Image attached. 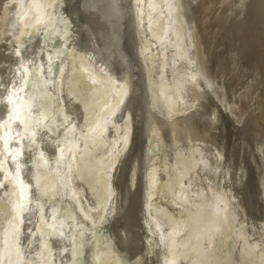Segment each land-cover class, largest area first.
Returning a JSON list of instances; mask_svg holds the SVG:
<instances>
[{"label":"bare ground","instance_id":"1","mask_svg":"<svg viewBox=\"0 0 264 264\" xmlns=\"http://www.w3.org/2000/svg\"><path fill=\"white\" fill-rule=\"evenodd\" d=\"M84 1L85 4H80L76 8L79 14L77 16L79 18H82L81 16L85 17V20L93 28L94 34L95 31L98 34L96 28L97 19L99 18L100 36L109 47L106 51L126 48L129 39L133 35L129 30V16L126 12L129 8L128 4L122 6L120 0H116V4H110L108 0ZM46 2L50 4L48 7L45 6ZM132 3L134 4L133 9H135L133 11L132 24L133 26L136 25V30H138L139 34L137 57L142 68L143 78L139 76L140 67L134 63L133 56L131 58L125 56L123 60L117 63L122 67L124 73L131 75L130 88L127 89L125 88L124 79L114 78L109 70L96 65L89 52L84 51L85 49L82 50L77 45L76 38L72 35V30L67 26V21H64L67 19V12L71 8L68 0H0V173L3 175V179L0 180V264H6L8 248L5 241L11 243L12 252L14 249L12 245L14 244L15 215L17 213L15 201L22 199L19 190L14 187L16 183H23V186H21L24 198L22 200L24 205L22 216L25 215L27 217L29 212H31L29 207H32L33 216L37 220L36 228L32 232L28 244H23L25 261L37 260L38 264H99V255L107 248L112 247L118 254L119 264H127L124 253L126 234L122 218V205L123 203L126 204L127 199L126 192L132 193L130 195L131 204L130 206L128 205L131 213L138 212L142 218V226L138 234L145 241L143 236L145 222L142 207L140 208V206H142L143 183L144 180L146 181V178H144L146 177V171L144 173L146 165L139 169L135 166L133 159L135 148L137 147L138 128L135 121L133 120L134 125H132L131 121L132 139L129 143L127 133L122 134L120 136L121 139H118L121 130L115 123L121 116V110H123L124 116H127L126 104H128L130 96L136 92V87L140 83L139 80H144L147 88L154 89L162 98H167L173 104H182L184 100L186 101L184 88L176 84L173 81L175 79L169 75H166V84L154 83V75L158 73L159 67L157 72L153 74L152 61L157 57L153 56V53L163 49L165 45L182 50V54L185 55V63L183 61L184 57H180L179 67L181 70H185L187 86L197 87L199 91L198 99L201 104L197 112L199 116H196V118L199 120V130L202 135L197 138L200 142L198 144L194 142L193 146L198 150V155L196 154L197 160L206 172L205 180L201 178L194 184L200 204L202 203L203 206L198 205L194 199V204L196 203L197 207L195 206V209L188 211L193 221L192 230L182 243V246L192 248L191 245L198 243L208 228H220L225 220V212L222 207V204H224L230 210L236 224L240 222L238 224L240 227L239 237L245 247L244 253H249V258H252L255 264H264V158L261 157V154H264V144L259 149V153L257 150L255 151L256 148L251 150L247 148L248 152L245 151L247 161L243 165L240 164L233 167L229 162L230 160H226L231 154L229 155L227 152L229 156L225 158L223 149L227 144L223 145L222 149L219 144L223 143V140L220 143L217 142V131L220 123L223 122H221L220 117L223 116L227 135L230 136L231 130L235 126L234 120L227 113L228 108L225 104H222V106L219 104L220 108L216 107V100L221 101V96L219 97L216 88H210L206 83L198 66L195 64L196 62L186 52L183 46L184 39L181 37L180 18H177V7L173 8L172 0H164V2L163 0H133ZM177 3L183 8H187L183 0H177ZM57 35H60V39L63 35L68 38L60 55L56 53L55 40ZM71 56L80 58L93 72L98 74L108 93L114 98L112 103H115V107L111 116L113 117L115 129L107 137L111 144V155L116 152V158L112 157L111 161H107L105 158L104 149H100L97 146L83 148L78 154L76 151H72V146L78 138L79 132L72 134L70 124L74 123L78 127H80L79 125L89 127L93 123V119L101 112L106 100L100 89L93 83L91 77L83 72L70 71L66 76L64 97L67 110L72 113L67 118L60 112L55 102V100H60L59 79L64 64ZM254 56L256 55L254 54ZM157 58H160V56ZM30 61L34 63L33 68L41 83L40 87H33L31 92L35 97L41 99L45 110L39 118L37 150L34 154L29 155L23 154V151L21 153L18 151L17 153L14 150L15 140L12 139L9 129L12 122V112L18 115L20 107L22 105L26 106L25 95L27 83L29 82L27 73ZM186 66L193 68L186 69ZM243 73L245 74V72ZM77 76H79L78 79H76ZM51 100H53L55 105H51ZM214 100L216 106L214 105ZM203 102L205 103L204 106ZM40 105L42 106V104ZM187 119L192 120V117ZM148 122V131L150 130L153 134L154 130L156 133L152 125V116H149ZM260 123L262 125V122ZM124 127H127L126 130L129 128L128 125ZM262 128L264 127L262 126ZM151 137L153 139V135ZM244 144L247 145L248 142L247 144L244 142ZM226 149L228 150V148ZM203 150L206 152L204 160L202 158ZM242 153L244 152L242 151ZM16 154L18 158L15 157ZM150 155L151 153L149 157ZM259 156L261 160H259ZM13 160L15 167L19 169L18 171L14 170ZM240 161L242 162L241 159ZM36 162L41 163L42 166L36 168ZM71 163L75 167L78 181L82 184L88 198L92 202L93 209H97L101 205L99 203L104 197V194H101L102 189L99 182L100 178H102V172L106 165L112 164L107 180L103 178L109 188V199L106 205L107 209L103 226L92 237L87 234V230L92 226V223L82 216L83 214L75 201L74 187L70 180ZM184 164L186 166V162ZM36 171L40 176H43L46 172L50 176L55 177V182L49 193L37 190L39 188L37 186L28 187L26 182H31L32 174H37ZM128 176L130 177L129 182L126 181ZM149 184L151 189L153 183L149 182ZM240 193H244L249 207L258 210L262 218L256 221L248 220L249 223L244 220L248 216L249 211L247 213L243 207V209L241 208L242 199H237V195H240ZM239 195L238 197H241ZM192 196L190 195V197ZM105 198H108V191ZM82 201L84 202V200ZM28 202L30 204L29 207ZM189 202L190 198L187 194L185 192L181 193L179 204L183 208H187ZM246 207L248 206L246 205ZM243 210L247 213L246 217H243ZM25 221L23 219L19 221L20 229L17 233V235L19 234L17 236L19 240L20 233L27 227ZM245 222H247V225ZM168 224L171 225L170 222ZM236 232H234V235H237ZM128 239L130 248H132L134 239L132 236L130 238L127 237ZM205 241L207 242L208 240ZM146 246L150 248L147 242ZM194 252L190 255V257L194 258L191 263L204 264L202 253L197 251L198 253L194 254ZM141 253L144 256L143 249H141ZM149 253L154 254V251L152 252L150 248ZM154 258L158 264H162L158 255L157 257L154 255ZM177 262L171 258L164 259V264H179Z\"/></svg>","mask_w":264,"mask_h":264},{"label":"rangeland","instance_id":"2","mask_svg":"<svg viewBox=\"0 0 264 264\" xmlns=\"http://www.w3.org/2000/svg\"><path fill=\"white\" fill-rule=\"evenodd\" d=\"M108 1H110V4H116V0ZM120 1L122 2V6L128 4L129 8L126 12L129 16V30L133 34L129 39L127 47L124 49H115L107 52L106 50L109 47L100 36L99 18L97 19L96 28L98 35L96 34V31L94 34L93 28L89 22L85 20L84 16H81L82 18L77 16L79 14L77 13L76 8L80 4H85L84 0H68V4H71V8L67 12V19L64 21H67V26L72 30V35L76 38L75 41L77 45H79L82 50L85 49L84 51L89 52L96 65L109 70L114 78L124 79L125 88L128 89L130 88L129 84L131 75L126 72L124 73L122 67L117 62L123 60L125 56L130 58L133 56L132 59L134 63L140 67L137 57L139 34L138 30H136V25L133 26L132 24V18L134 15L133 11L135 10L133 9V0ZM183 1L188 9L183 8L178 4L177 0H172L173 8L177 7V18H180L182 31L181 37L184 39L183 46L185 47L186 52L196 62L194 63L198 66L206 83L210 88H216L219 97L221 96V101L216 100L218 104L215 100L213 101L214 105L216 103L217 106H215L220 108V105L222 106V104H225L228 108L227 113L232 116V120H236V122L233 121L235 126L233 127V130H231L233 134L231 133L230 136H228L223 116L220 117L221 122H223L220 123V131H217V142L220 143L223 140V143H218L222 146V149L224 147L223 145L227 144L223 149V153L225 154V158L231 154L226 160H230L229 162L233 167L240 164L243 165V163L247 161L245 158V151L248 152L249 148L250 150L256 148L255 151L257 150L259 153V149H261L264 144V128H262V126L264 127V0ZM252 3L255 5H252ZM49 5L50 4L46 2L45 6L48 7ZM67 41L68 38L66 35H63L61 39L60 35H57V39L55 40L57 55H60L62 50H64V44L67 43ZM254 54L256 56H254ZM153 56H160V58L155 57L152 61L154 67L153 74L157 72L159 67L158 73L154 75V83H159L161 85L164 83L166 84V75H169L175 79L173 81H175L176 84H179L184 88L186 101L184 100L182 104H173V102L167 98H162L158 92L154 91V89L147 88L144 80H139L140 83H138V87H136V92L130 96L128 104H126L127 116H130L132 125H134L133 120L135 121L138 128L136 140L137 147L135 148L133 156L135 166L142 169L146 165L144 169V173L146 171V177H144L146 178V181L144 180L143 183L142 206H140V208L142 207L145 222L146 242L150 245L152 251H154V254L149 253L150 248L146 246V242L141 235L138 234V231L142 226V218L139 216L138 212L134 214L131 213L129 206L131 204L130 195L132 193L126 192V204L123 203L122 205V218L126 234V238L124 236V253L126 262L127 264H158L157 260H154V255L156 257L158 255L162 264H164V259L167 258L178 261L177 263L179 264H193L191 262L194 258L190 257V255L194 251H196L194 254L198 253L197 251H200L202 253L201 256L204 257V264H255L252 258H249L250 254L244 253L245 247L241 243L242 241L239 237L240 227L238 224L240 222H237L236 224V221L232 218L230 210L226 208L224 204H222L225 212L223 225L218 229L208 228L201 240L198 243L191 245L192 248L182 246V243L187 239L193 226V221L192 218H190L188 211L197 207L196 203L194 204L195 200L198 205L201 207L203 206L202 203L200 204L194 184L201 178L204 179L206 172L199 164L196 157L198 155V150L193 146L194 142L197 144L200 142L197 138L202 135L199 130V120L196 118V116H199L197 112L201 104L198 99L199 91L197 90V87L194 88V86H187V82L185 81V70H181L179 67L180 57H184L183 61L185 63V55L182 54V50L180 48H170L168 45H165L163 49L154 52ZM33 64L34 63L30 61L28 65L27 76L29 82L27 83L25 95L26 106L22 105L20 107L18 115H16L15 112H12V122L10 123L11 127L9 129L12 139L15 140L13 146L14 150L17 153L18 151H20V153L23 151V154L29 155L34 154L37 150V133L40 126L39 118L45 110L41 99L35 97L31 92L33 87H40L41 85L37 73L33 68ZM192 68L193 67L186 66V69ZM70 71L83 72L91 77L93 83L100 89L106 100L101 112L94 118L93 125L90 124L91 127H85L84 125H79L80 127H78V125H75L74 123L70 124L72 134L79 132L78 138L72 146V151L74 150L78 154L83 148L97 146L100 147V149H104L106 152L105 158L109 157L111 160L110 145L106 144L104 141V130H102V125L105 129L108 119L113 113L115 107V103H112L114 100H111V96L100 76L93 72L83 60L76 56H71L64 64L59 79L58 90L60 100H55L60 112L67 118H69L68 116H71L72 112L67 110L68 108L64 97V86L66 76ZM189 71L195 73L192 70ZM243 72H245V74ZM246 75L248 76L247 78ZM139 76L140 78H143L141 67ZM78 77L79 76H77L76 79H78ZM154 83L152 82V84ZM152 88L154 87L152 86ZM51 101V105H55L53 100ZM40 104H42V106ZM204 105L205 103L203 102V106ZM120 115L121 116H119L118 120L119 123L123 125L125 123L123 110H121ZM149 116H152V122L156 130V140L151 139L152 137L148 132ZM191 117L192 120L187 119ZM260 122H262V125ZM97 125H99L98 129L95 130ZM226 138H228V140H226ZM244 142L246 144L248 142V144L245 145ZM153 144L154 147H152ZM248 145L249 147H247ZM226 148H228V150ZM242 151L244 153H242ZM149 152L151 153L150 157H148ZM227 152L229 155H227ZM237 152L238 154H236ZM205 154L206 152L203 150V160ZM15 157L18 158L17 154ZM261 157L264 158V154H261ZM180 160L183 161L181 162ZM259 160H261L260 156ZM183 162H186V166ZM38 166L42 165L41 163L36 162L35 167L37 168ZM108 169H110V167ZM71 170L73 172L72 183L74 187L75 201L83 214L82 216L86 219L88 217L92 225L98 227L102 224V219L105 215L107 183L105 180H102L100 183L104 197L101 199V205H99V208L93 210V207L91 206L92 202L88 198L84 187L77 179L73 163H71ZM183 170H185V173ZM31 178V182H26L28 187L33 188L37 186L39 187L37 190H43L44 193H49L55 182V177L50 176L46 172L43 176L38 175V173L35 175L32 174ZM126 181H130L129 176ZM149 182L153 183L151 189L149 187ZM22 184L23 183H16L14 185V187L19 190L22 199L15 201L17 213L15 215L16 224L14 227L15 231L13 239L15 245H12V248L14 247L13 252L11 251V243L5 241L8 248L6 253V264H38L37 260L25 261L24 257L23 244H28L31 234L36 228L37 220L33 216L32 207H29V202L28 207L31 212H29L27 217L25 215L22 216V208L24 207L22 204V200H24L22 195ZM183 192H185L190 198L191 203L189 202V204H187V208H183L179 204V197ZM190 195L193 196L190 197ZM238 195L237 199H242V206L240 205L241 208L243 207L247 213L249 211V214H247L243 210L245 213H243V217H246V214L248 215L244 218L245 221H256L259 218H262V216L259 215L260 212L258 210L249 207L244 193H240L241 197H238ZM82 200H84V202ZM243 200L244 202H242ZM18 201L20 202L18 203ZM246 205L248 207H246ZM149 218H151V220H149ZM21 219L24 221L26 220L25 225L27 224V227L20 233L19 240L17 237L19 234L17 235V233L20 229L19 221ZM169 222L173 225H169ZM245 224L247 225V222H245ZM234 232H236L237 235H234ZM93 235L94 232L89 233V236L92 237ZM131 236L134 239L132 248H130L129 239L127 240V237L130 238ZM205 240L208 241L206 242ZM141 249H143L145 253L144 256L141 253ZM241 249L243 250L241 251ZM113 254H115V252H112L109 249L105 256L101 258V264H117V258Z\"/></svg>","mask_w":264,"mask_h":264},{"label":"flooded vegetation","instance_id":"3","mask_svg":"<svg viewBox=\"0 0 264 264\" xmlns=\"http://www.w3.org/2000/svg\"><path fill=\"white\" fill-rule=\"evenodd\" d=\"M111 96V95H110ZM111 100H114V98H112V96H111ZM125 123L123 124V125H121L120 123H119V120L117 119V121H116V123H115V125L121 130V132L119 133L120 135H118V139H121V137L120 136H122V134H125V133H127V137L129 138V143L131 142V139H132V128H131V120H130V118H129V116H125ZM93 123H94V119H93ZM93 123H91V125H93ZM148 124H149V122H148ZM91 125L89 126V127H91ZM125 125H128L129 126V128L126 130V128L127 127H124ZM153 125V124H152ZM98 126L99 125H97L96 127H95V130H97L98 129ZM124 127V128H123ZM115 129V127H114V125H113V117L112 116H110L109 117V119H108V122H107V125H106V127H105V129H104V127H103V125H102V130H104V141H105V143L106 144H108V145H111L110 144V142L108 141V139H107V137L108 136H110V134H111V132H112V130H114ZM125 129V130H124ZM153 129H155L154 128V125H153ZM149 132V134L152 136L153 135V140H155V135H156V133H155V131L153 130V134L151 133V131L149 130L148 131ZM103 141V142H104ZM114 141V140H113ZM129 143H128V145H129ZM153 147V146H152ZM151 147V148H152ZM105 151V150H104ZM110 152H111V147H110ZM105 154H106V152H105ZM149 154H150V152H149ZM149 154H148V157H149ZM115 157L116 158V152H115V154H112L111 155V159H113V158ZM107 159V161L108 160H110L109 159V157L108 158H106ZM111 161V160H110ZM110 167V169H108ZM111 168H112V164H108V166H106L105 167V169L103 170V172H102V178H100V180H99V182L101 183L102 182V180H107V177H108V174L110 173V170H111ZM103 178H105V179H103ZM70 180L71 181H73V172L71 171L70 172ZM106 182V181H105ZM107 183V182H106ZM101 186V185H100ZM107 191H108V198L106 199L107 200V202H106V205H107V203H108V199H109V188H108V184H107V188H106V193H107ZM101 194H103V192L101 191ZM107 196V194L105 195V197ZM101 203V202H100ZM99 203V204H100ZM92 206V205H91ZM99 208V207H98ZM106 209H107V206H106ZM93 210H95V209H93ZM92 211V210H91ZM105 212H106V210H105ZM105 214V213H104ZM105 216V215H104ZM104 216H103V219H102V224L100 225V226H94V225H92V226H90L89 228H88V230H87V234L89 235V233H93L94 232V235L95 234H97V230L98 229H100V228H102V226H103V221H104ZM86 219V218H85ZM86 220H89L88 219V217H87V219ZM98 228V229H97ZM143 236H144V238H145V242L147 241L146 240V232H145V225L143 226ZM149 245V244H148ZM111 250L112 252H115V254H113L116 258H117V256H118V254H117V252L111 247V248H107L106 250H104L103 252H102V254H100L99 255V258H98V262L101 264V258L102 257H104L105 256V254H106V252L108 251V250ZM153 252V251H152ZM154 260H155V258H154ZM117 261H118V259H117ZM150 262V261H149ZM151 263V262H150ZM117 264H119V262L117 263ZM151 264H153V263H151Z\"/></svg>","mask_w":264,"mask_h":264},{"label":"snow or ice","instance_id":"4","mask_svg":"<svg viewBox=\"0 0 264 264\" xmlns=\"http://www.w3.org/2000/svg\"><path fill=\"white\" fill-rule=\"evenodd\" d=\"M12 162H13V165H14V170L18 171L19 169L15 167L14 160ZM2 179H3V175H2V173H0V180H2Z\"/></svg>","mask_w":264,"mask_h":264}]
</instances>
